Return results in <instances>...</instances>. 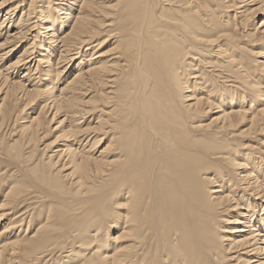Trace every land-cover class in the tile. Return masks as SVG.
I'll return each mask as SVG.
<instances>
[{
  "label": "bare ground",
  "instance_id": "6f19581e",
  "mask_svg": "<svg viewBox=\"0 0 264 264\" xmlns=\"http://www.w3.org/2000/svg\"><path fill=\"white\" fill-rule=\"evenodd\" d=\"M0 264H264V0H0Z\"/></svg>",
  "mask_w": 264,
  "mask_h": 264
}]
</instances>
